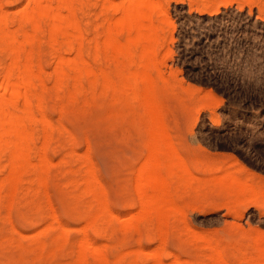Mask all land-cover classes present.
I'll use <instances>...</instances> for the list:
<instances>
[{
    "label": "rangeland",
    "instance_id": "rangeland-1",
    "mask_svg": "<svg viewBox=\"0 0 264 264\" xmlns=\"http://www.w3.org/2000/svg\"><path fill=\"white\" fill-rule=\"evenodd\" d=\"M28 1L1 0L12 28L19 24L20 11L16 10H22V6L24 9ZM83 1L77 6L76 18L83 34L85 58L96 72L107 67L117 79L114 64L107 65L103 56L96 61L94 48L109 27H106V18L114 12L112 4L124 6L133 0H112L114 2L107 3L104 8V0ZM225 1L229 3L224 5ZM153 2L147 8L153 19L147 27L157 30L158 35L146 48H157V54L149 63L148 71L166 109L165 122L171 137L166 136L167 141L161 140V147H157V141L152 140L145 104L132 93L135 89L127 93L124 101L117 103L112 101L111 95H103L99 80L93 89L89 77L81 80L83 87L75 100L68 96L67 87L57 89L53 50L47 32H42L33 46L34 60L43 68V105L54 131L50 130L45 138L42 122L34 123L31 157L36 162L38 151L46 142L47 148H44L50 158L49 175L46 174L48 189L43 186L37 193L28 192L25 181L13 205L8 208L5 201L1 205L0 264H70L74 260L77 242L88 226L84 215L92 196L83 191V178L89 164L100 180L95 181L102 182L99 188L106 187L102 190L106 189L110 209L121 217L119 221L128 223L125 219L136 217L141 225L138 233L114 232L116 219L109 228L111 231L107 232L109 235L89 228L90 236L98 245L105 243L103 247L111 264H117L116 255L129 251L130 247H142L141 264H151V253L160 249V234L148 214L152 208L144 206L149 209L147 217L141 213L145 209L143 211L139 204L142 197L136 192V175L150 171L146 168L152 165L148 158H154L153 148L160 150L158 157L163 166H159V171L165 175L164 182H169L166 188L171 186L169 196L173 194L169 203L172 205L170 217L162 230L166 237L165 249L160 252L164 263L178 264L176 262L183 260L185 264H264V0ZM118 16H122V12ZM132 27V22H127L114 26V31L123 34L122 41L126 42L128 36L137 37V32H130ZM140 52L139 49L136 54ZM7 61V54L1 52L0 73ZM138 67L133 65L131 70L137 71ZM73 84L69 82L70 87ZM142 90L135 91L138 94ZM167 157L170 158L169 166L176 169H169L174 174H169ZM84 159H89V164ZM7 161V155L2 153L1 175L6 172L3 166ZM31 176L34 175L26 174L28 178ZM159 176L161 178L160 172ZM146 187L152 192L150 185ZM163 195L161 207L168 209L164 202L170 198L167 199L168 194ZM257 202L262 205L254 206ZM141 214L144 217H139ZM53 216L69 228L59 240L64 244L59 249L55 247L59 242L53 241L57 231L50 226ZM45 222L49 224L47 231ZM36 236L46 243L42 256H38L39 248L36 252L28 249ZM255 238L260 242L259 248ZM87 254L89 264H99L98 254Z\"/></svg>",
    "mask_w": 264,
    "mask_h": 264
},
{
    "label": "bare ground",
    "instance_id": "bare-ground-1",
    "mask_svg": "<svg viewBox=\"0 0 264 264\" xmlns=\"http://www.w3.org/2000/svg\"><path fill=\"white\" fill-rule=\"evenodd\" d=\"M83 2L85 1L83 0H29L28 4L25 5L26 7L24 9L22 6V10L21 8L20 10L19 9L16 10V11H20L19 12L20 14L18 17L19 24H18V27L12 28L9 22V17L7 15L8 12L4 10L3 4L0 0V51L6 53L8 56V61L3 65V67L1 66L2 72L0 73V157L2 153H5L8 158L7 163L4 164L3 166L5 167L6 172L3 173L2 175H1L2 168H1V162H0V209L4 201L8 205V208H10L13 205V202H15L14 200L18 192L22 190L21 188H23V186H25L24 184L25 181L28 182L27 184L28 189L26 188L28 192L32 190V193L33 192L37 193L38 190H41L40 189L41 187L43 188V186H45V188L48 189L46 185L47 183L46 174L49 175V173L47 172V168H49L50 158H48V155L46 152L47 149L44 148L47 146L46 142L44 141L46 140L45 138L50 135V130H52L53 128H52L51 120L47 117L45 113V108L43 105V90L45 89L43 87L45 84L43 82L44 81L43 68L41 64L39 63L37 64L35 62L34 60L35 50L33 48L37 39L39 40L40 34L44 31H46L49 36V43H50L49 46H51L53 50V54H54L53 57L55 58V69L53 70L55 74L54 83L57 89L64 90L67 87L68 96L71 99L75 100L77 93L81 91V88L83 87L81 80L85 77L87 78L89 77L91 86L93 87V89L95 88L97 81L99 80L100 86L102 87L101 92L103 93V95L105 96L111 95L112 101L114 103H117V102L124 101L127 93H129L131 89L133 90L135 89L137 91L141 88L143 90L142 92L138 94L134 90V92H136L137 95L134 94L133 91L132 93L134 97L136 96L140 99V102L142 103V105L143 103L145 104L143 105V107L146 108L145 112L147 115V119H149L148 122H151L149 129L153 137L152 140H155V142L157 141L158 146L156 145V143H154V145H156L157 147H161L159 144L160 141L163 139L165 140L166 136L168 138L171 137L169 136L170 133L168 134L169 130L165 122L166 109L164 108L163 104L161 103V101L159 100L157 96L156 88L154 85L155 82L150 72L148 71L149 63H151L154 60L157 54V48H146L148 45H150L152 42L155 41V38L158 35L157 30H152L151 28L147 27L148 26L147 23L153 20L152 16L147 12L148 10L147 8L149 7L150 3H154L153 0H133L132 3H128V5H124V6H114L113 4L112 6L110 5L111 9H113L114 12L109 18H106L107 19L106 27L108 26L109 27L105 28L103 32L102 40H100V42L96 44L95 46L96 48H94V51L96 54L95 56L97 57L96 61L98 57L101 58V56H103L107 65L114 64L116 68L115 73L118 76L117 79L112 77V75L107 71V67L106 69L102 67L99 68L101 70L100 73L96 72V70H94V68L92 67V64L89 63L88 60H86L85 58V54H84L85 50H84L83 43H82L83 40H81L83 34L80 31L81 27L79 25V22L77 21L78 17L76 13L78 4L79 3L83 4ZM112 2L114 1L104 0V5L102 7L103 8L107 7L105 5H107V3H112ZM227 2L229 3V1ZM227 2L225 1L224 5H227L228 4ZM81 8L83 7L81 6ZM81 8L80 10L82 11ZM108 9L109 8H107V10ZM120 12H122V16L117 17V15ZM102 16H103V12H102ZM127 22H132L134 27L130 29V32L131 33L137 32V37L128 36L126 42H124L122 41V38H121L123 34H119V33L116 34L114 31V26L121 25ZM27 46H30V48H27ZM138 47H141V48H138ZM139 49L141 52L138 55L136 54V52ZM71 52H75L74 56L70 55ZM89 55L91 59V53ZM133 65L139 66L138 67L139 70L132 71L131 67ZM70 81L74 82L72 87L69 86ZM95 93L93 95H95ZM133 95L131 94V98H133ZM61 108L62 109L60 110L63 111L64 109L63 106H61ZM39 114L40 116H38ZM36 122H39V123L42 122V125L44 127L45 138L43 141L44 145L41 148L42 150L38 151V155H39L38 160L34 162L31 157V150H32L31 142L34 137V127H35L34 123ZM66 131L68 130L66 129ZM152 151H153L154 158L153 157L148 158L149 160H151L152 165L147 164L149 166L146 168V170H150V171L149 172L145 171V172H142V174L140 175L139 173L136 175L138 176L136 192H138L140 196L142 197V198L139 197L141 201V203L139 204H141L142 206L141 208H143V211L145 209L144 211L145 214L143 212L141 213L147 217L146 213L149 210L148 208H152L149 210L148 214H150L149 217L151 218L152 223L155 226V229L158 231V234H160V239H159L160 249H157L154 252L150 250V252H152L150 256L152 258L151 264H165L163 257L160 253L163 249H165V238H166L164 237L162 230L164 226L167 224L168 218L170 217L169 208H171L170 206L172 205L171 204L169 205V203L172 200L171 196L173 194L172 195L170 194L169 196V192H170L169 189L171 188V186L169 185V189L166 188V186L168 187L169 182L168 181L167 183L164 182V180L166 181V179L164 178L165 175L161 171H159V166L161 165L163 166V164H161L160 158L158 157L160 150L159 149L155 150L153 148ZM150 155L152 156V154ZM84 160L85 162H87V160L89 161V159L87 160L84 159ZM169 160L170 158H168V162L166 163L168 164V166L171 164ZM177 162H178V159H177ZM179 162L176 165L179 166L180 164ZM50 163L52 162L50 161ZM168 166H167L168 170L173 168V171L174 170L176 171V169H174V166L172 165L169 167ZM69 170L70 168H67L66 171L69 172ZM86 171L87 172L83 178V183H84L83 191L85 193L91 194L92 196L91 203L90 204L86 203L88 205L86 209L88 210L86 211V214L84 215L88 226H87V230L85 231L83 230V235H82L81 240H78V242L76 241L79 244V246H77L76 256L70 264H89V259L87 257L88 252H94L98 254L96 259L99 260V264H111L110 260L108 259L106 250L103 247L105 246L104 245L105 243L103 244V246L98 245L95 242V240L90 236L88 229L93 228L95 231L100 232V233L104 232L105 235H107L108 234L107 232L110 230L109 228L111 224L116 219H117V223L114 225V228H113L114 232L121 231L123 233H128V232L130 233V231H137L138 233V230L140 231L141 229V225H140L139 219H136V217H135L136 220L135 219L133 220V217L129 219H125V221H129L128 223L121 222V220L119 221V218L121 217L118 216V214L114 213L112 209H110V205L107 199L106 189L102 190L103 187L105 186H102V188L101 187L99 188L102 182L99 184L95 181V179H97L95 177L96 170L94 169V167H91V165L89 164ZM173 171L169 170V174H171V172L173 173ZM159 172H160L161 178L163 177L162 178L163 181H161ZM28 173H32L34 176H31L30 178H28L26 177V174ZM144 180H146V182ZM233 180H230V181L233 182ZM135 182H136V179H135ZM162 182L164 183L162 184ZM64 185H66V182L64 183ZM144 185L146 186L150 185L152 187V192L148 191L149 187H146V186L145 187L147 190L145 189V191L144 190L142 191V189L145 188ZM163 192L165 193V196L168 194L166 196L168 197L167 199L170 198L169 201L164 202V206L168 204V209H167V206H165L166 209L161 207L163 203V202L161 203V201L164 196ZM29 200L30 199H28L27 201ZM21 201L22 200H20V202ZM134 203H135L134 201L131 202L132 205ZM261 205H262L261 203L257 202L255 203L254 206L259 207ZM144 206L148 208L146 209ZM127 213L128 212H126V214ZM174 213L176 214V212ZM142 214L139 215V217L141 218L144 217ZM6 217H7V214H6ZM53 217L56 218L55 216ZM54 218H52L53 223L50 222V224H52L50 226H52V228L57 231L56 235L54 236L53 241L59 242L58 245L55 246L56 248L59 249L61 248V245L63 244V243H60L59 240L62 237H65L66 230L68 227H66L63 221L57 219L58 217L56 218L57 223H55ZM45 224L44 226L47 231L46 226H48L49 224L48 225L47 224L45 225ZM173 228L174 227H172V229ZM13 229L15 231H18L16 227H14ZM68 231H69V228H68ZM40 232H42L41 228H40ZM133 233L135 234V232ZM115 235L117 236V234ZM144 235L146 236V233ZM103 236L104 235H102V238ZM153 236H155V233ZM193 237L194 236L192 235V238ZM198 237L200 236H197L196 238ZM140 238L142 239V235ZM133 239L134 238H132L131 240ZM154 239L155 238H153V240ZM126 242H129V240ZM140 242L138 244H141ZM254 242L259 248L260 246L259 240L255 238ZM20 244L22 245L23 243L20 242ZM59 244H60V247H59ZM30 245H32L31 248L27 247L30 250L33 248L35 251V249L37 250V248H39L38 250L41 253L38 252L40 253L38 256H42L45 253L46 243L44 240H41L40 237L38 236L34 237L33 240H31ZM21 247L23 248V245ZM130 248H129V251L119 252L118 255H116L117 256L116 259L115 260L113 259V260L116 261L117 264H141V261L143 260L142 251H144V249L142 247L140 248L137 247V249L132 247L133 250H131L132 248L131 249ZM51 250H54V248H51ZM58 252L60 251L58 250ZM128 256H130L129 259H128ZM174 256L176 255L174 254ZM178 257H175L177 261L181 260ZM253 257L254 256H252V258ZM173 261H175V259ZM176 263L182 264L183 260L181 261V263L180 262H176ZM255 263L259 264L258 262H255ZM183 264H185V262Z\"/></svg>",
    "mask_w": 264,
    "mask_h": 264
}]
</instances>
